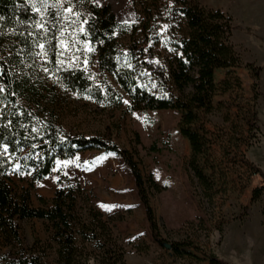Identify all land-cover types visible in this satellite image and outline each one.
I'll use <instances>...</instances> for the list:
<instances>
[{
  "label": "trees",
  "instance_id": "16d2710c",
  "mask_svg": "<svg viewBox=\"0 0 264 264\" xmlns=\"http://www.w3.org/2000/svg\"><path fill=\"white\" fill-rule=\"evenodd\" d=\"M134 3L136 21L120 24L111 6L98 0H0V232L14 245L0 251V264H46V251L37 243L25 246L20 234L18 222L35 219L49 223L48 249H53L51 243L56 246V264H87L92 252L86 246L98 252L101 264L124 263L125 251L113 228L125 217L97 211L78 180L59 188L51 207L31 203L33 187L51 175L58 161L90 149L112 152L128 165L152 236L164 247L132 154L67 127L69 120L87 117L94 109L121 111L125 96L130 112L183 113L181 132L192 151L188 167L212 201L215 182L203 163L210 140L196 126L200 114L214 110L216 96L240 86L232 74L241 63L231 43L233 19L201 6L199 0ZM92 58L98 61L99 74L89 69ZM219 70L229 72L217 85ZM252 118L258 121L257 113ZM111 135L107 131L106 137ZM242 163L263 179L252 191L251 201L257 202L264 196V172L244 157ZM25 175L31 176L29 187L17 188L14 178ZM187 249L199 251L187 242L171 247L178 256ZM206 258L209 264H227L215 254Z\"/></svg>",
  "mask_w": 264,
  "mask_h": 264
},
{
  "label": "rangeland",
  "instance_id": "374dc122",
  "mask_svg": "<svg viewBox=\"0 0 264 264\" xmlns=\"http://www.w3.org/2000/svg\"><path fill=\"white\" fill-rule=\"evenodd\" d=\"M98 2L111 6L118 23L136 21L134 0ZM199 3L232 17L235 29L231 43L241 61L240 67L232 70L240 86L216 96L214 110L200 114L196 126L203 128L210 140L211 148L203 163L215 182L212 201L205 197L188 167L192 151L181 132L183 113L130 112L125 95L121 111L112 114L94 109L87 117L69 120L67 127L75 134L99 137L132 154L146 182L164 247L152 236L130 168L112 152L90 149L70 160H60L51 175L31 191L32 206L47 208L52 206L59 188L78 180L97 211L105 217L124 216L125 220L116 222L113 228L115 239L125 251L123 264H209L206 256L210 254L227 264H264V196L251 201L252 191L263 184V179L251 175L242 163L244 157L264 172V0ZM91 60L85 66L99 74L97 59ZM228 72H216L217 85ZM254 113L258 121L253 120ZM107 131H111L110 138L106 137ZM14 180L20 189L28 188L32 181L30 175ZM18 225L25 246L37 243L42 253L46 251V264H56V246L51 243L53 249H48L49 223L35 219L19 221ZM178 242L193 243L199 251L187 249L178 256L166 248ZM13 249L14 245L0 232V251ZM86 249L92 252L87 264H101L96 257L98 252L92 251L91 246Z\"/></svg>",
  "mask_w": 264,
  "mask_h": 264
},
{
  "label": "snow or ice",
  "instance_id": "6c2138e0",
  "mask_svg": "<svg viewBox=\"0 0 264 264\" xmlns=\"http://www.w3.org/2000/svg\"><path fill=\"white\" fill-rule=\"evenodd\" d=\"M68 11H71V9H68ZM44 46L43 45H41V48H43ZM5 150H7V148H6V146H5Z\"/></svg>",
  "mask_w": 264,
  "mask_h": 264
},
{
  "label": "water",
  "instance_id": "95a60500",
  "mask_svg": "<svg viewBox=\"0 0 264 264\" xmlns=\"http://www.w3.org/2000/svg\"><path fill=\"white\" fill-rule=\"evenodd\" d=\"M166 248L170 249V248H171V246H170V245H166Z\"/></svg>",
  "mask_w": 264,
  "mask_h": 264
}]
</instances>
